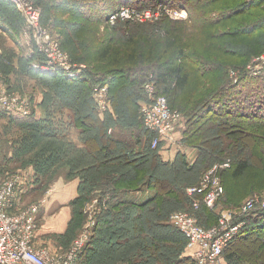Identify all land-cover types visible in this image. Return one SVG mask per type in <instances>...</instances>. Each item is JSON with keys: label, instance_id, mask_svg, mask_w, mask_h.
I'll return each mask as SVG.
<instances>
[{"label": "rangeland", "instance_id": "rangeland-1", "mask_svg": "<svg viewBox=\"0 0 264 264\" xmlns=\"http://www.w3.org/2000/svg\"><path fill=\"white\" fill-rule=\"evenodd\" d=\"M64 1L66 0H38L37 2L42 9V16L44 9L50 18L55 15V18H58L57 21L62 20V24L67 20H77L82 25L79 24L76 29L71 30L63 25L52 23L51 19L43 21L44 24L41 21V24L51 28L56 36L53 38L56 39L60 49L71 63L85 68L83 77L89 76L88 70L96 68L95 57L100 54L99 51L110 48L113 53H121L129 39H132L139 47H145V42L149 41L154 45V53L161 52L163 49L162 39L168 35L185 44L187 49L182 56L185 59L184 62L180 57L174 59L175 55L171 52L168 53L169 56L164 61L166 63L174 59L176 61L173 62V65L184 63L189 73L186 90L178 95L173 93L161 96L166 100L168 113L172 115V118L175 116V120L178 119L179 127L188 114L178 103L179 99L183 100V105L186 95L204 97V93L210 86L203 84L205 81L211 82L213 76L216 77L214 83L218 85L227 81L233 83V78H236L237 81L240 78V82L246 81L247 84L242 83V86L244 84L243 91H245L241 97L243 100L249 101L250 98L248 100L245 94L252 91L257 93L253 100L256 98L258 101V97L264 99V74L253 75L247 69L255 58L264 54V0H202L195 4L198 6L195 7V10L181 6L182 0H169L173 5H180V7L172 6L165 0H142L140 2L146 7L139 9L145 10L158 4H161L164 9L154 14H138L124 19L117 18L113 23L105 20L99 24L89 21L84 23L81 18L75 17L74 14L65 10L68 6L60 7L59 10L54 7L56 2ZM123 6L136 8L134 3ZM176 10L185 12L179 13ZM230 10L234 13L226 17L231 13ZM0 15L3 16V21L7 22L3 11L0 12ZM120 21L133 23L132 28L125 34L114 30V26ZM196 22L197 25H194ZM21 23L22 19L16 33L14 30L11 32L0 28V89L4 90L6 94H17L20 102L31 110L35 119L42 122L35 129L36 127L33 126L19 125L8 118L0 120V180L10 179L16 174L25 179L22 180L21 186L16 191L14 212L30 205H38L34 220V243L36 246L45 248L52 260L58 261L61 257L66 259L75 243H82L84 246L78 253V264H186L185 261L180 262V260H183V257L184 259L188 258V254L192 251L189 241L184 238L178 241L174 239L173 235L170 237L168 233L158 232L159 237L150 236L147 232L159 230H155V227L151 225H145L146 219L143 216L146 214L143 211L154 206L155 209H158V213L162 214L160 219L153 221V224L167 220L170 222L171 216L174 214L191 217V226L207 232L218 228L219 220L226 213L233 216L232 221L239 220L240 212L249 199H255L257 201L256 209L260 208L261 202L264 201V154L262 153L264 144L259 147L255 139L258 135H264L263 129L254 137H242V150L237 157L240 156V160L247 161L248 167L237 179L228 175L237 163L234 162L235 146L229 148L231 140H224L221 136L218 137L219 139L213 137L210 140L206 145V154L212 152L209 149H216L220 145L221 148L225 147L222 151L226 156L218 159L215 158L216 156L213 157V165L207 167L202 175L199 172L197 177L198 173L189 175L179 168H175L173 169L177 176L175 178L177 182H175L172 173H170L172 169L162 170L152 159L146 160L142 167L136 168V174L132 177L117 176L114 171L116 165L131 167L132 164L126 166L119 160L109 165H102L93 156L94 151H103L106 145L103 140L104 131L102 127L98 126V128L94 125L93 117L88 110H84L83 102L78 104L81 108L79 109L80 114L76 115L75 111L73 114L75 107L72 100L67 103L68 105L61 106L56 96L50 95L48 81L34 78L23 71L20 59L27 56V49L21 32ZM129 35L131 36L127 37ZM100 67L99 65L98 68ZM102 67L106 70V67ZM117 71L110 73L117 79L118 85L111 86L109 82H96L92 86H101L97 91V97L104 100L105 111L101 113L97 111L105 115V119L109 122L107 136H112L114 130L122 137L125 134L124 138L127 139L128 137L133 138L129 135L138 137L141 135V142H137L143 145L145 141H149V138L142 141L143 135L152 132L144 126L141 109L129 101V94L132 96L135 92L133 85L132 88L129 87V80L124 71L119 70V73ZM151 75L152 80L155 81L154 74ZM150 77L146 75L144 83ZM199 81L202 82L199 83ZM79 87L82 89V86ZM235 87L232 88L235 90ZM80 92L78 91V93ZM90 94L93 95L92 91ZM260 103L261 109H257L259 116L264 111V100ZM245 105L243 106L245 107ZM84 113L85 115H83ZM210 114L219 116L220 112L215 110L209 112ZM2 115L0 113V118ZM75 115L76 123L73 121ZM202 116L205 115L202 113ZM133 122L136 125H133ZM77 129L82 132L78 134ZM237 136L235 134V137ZM156 138L157 136L151 139V147H153L152 141ZM175 145H182L180 139L175 142ZM94 148L96 149L94 150ZM112 152L111 157H118L116 152L113 150ZM213 167L216 169L211 172ZM133 169L131 167L126 170ZM33 171L39 176L36 177L33 174L30 177ZM224 171L226 172L224 173ZM88 176H90L88 183H83V177ZM116 176L118 181L116 182L117 187L114 188L110 183ZM165 179L171 182V185L170 183L166 184ZM33 180L35 183L32 184ZM77 181L80 183L77 190H58V187H62L61 185L69 186L72 182ZM30 184L34 186L38 184V188L35 190ZM136 184L137 187H135ZM170 188L173 191L185 190L186 194L188 189H197L195 194L190 195L197 205L189 203L188 194L178 195L169 190ZM216 188H220L221 192L212 205L214 210L213 212L206 211V213L201 207H208L203 203V200L206 193L214 191ZM166 190L170 192L167 193ZM140 191H146L145 193L151 195L147 196L143 202L132 201L134 193ZM70 193H74L76 202L82 203L80 208L72 207V203L68 206H56L60 198L68 199ZM114 194H118L119 200L125 199L139 205L158 196L153 203L145 208L140 210L135 208L128 210L127 208L125 212L122 208H126V206L117 205L114 207ZM142 197H145L144 194ZM47 204L49 205L47 206ZM120 211L124 222L118 223L116 213L119 214ZM113 214L114 217L111 220ZM137 214L139 216L131 217ZM153 216L156 217V215ZM136 218L138 221L133 222V219ZM66 219L69 220L66 221ZM149 220L151 219L149 218ZM93 234H96L95 238L91 239ZM85 235H88L87 242L84 240ZM115 241L116 243H114ZM177 248L181 250L180 254ZM242 261L237 260L233 263L242 264ZM224 264H228V262Z\"/></svg>", "mask_w": 264, "mask_h": 264}, {"label": "trees", "instance_id": "trees-1", "mask_svg": "<svg viewBox=\"0 0 264 264\" xmlns=\"http://www.w3.org/2000/svg\"><path fill=\"white\" fill-rule=\"evenodd\" d=\"M140 1L142 0H66L61 3L56 2L54 4V7L57 10H59L60 7L68 6V8L65 10H68L70 13L74 14L75 17L81 18L82 20L81 19L80 20L83 21L84 23H86V21H89L92 23L99 24V23H103V21L105 20L107 21V18L112 13L120 9L123 5L134 3V5H136V8L138 9L145 8L146 6ZM165 1H167L172 6L180 7V5H175V4L173 5L172 2L169 0H165ZM199 1L202 0H182L181 6H184L187 9L192 8V10L193 9L195 10L196 9L195 7H198L195 6V4ZM0 8H1L0 12L3 11L7 18V22L5 20L3 21V16L0 15V28L2 30H9L11 32L14 30V33H16L19 29V24L21 21L19 14L15 11L13 7H11L8 3L2 0H0ZM45 11L46 10L43 9L42 23L47 19H51L52 23H56V25H60V26L63 25L65 28L68 29L71 28V30L76 29V27L79 24H81L77 20H67L65 23L62 24V20L57 21L58 18H55V15H52L50 18ZM233 13L234 11H231V13L227 14L226 17L231 16ZM132 25L133 23H129L128 21L124 23L120 21L118 22V24L114 26V30H116V32L125 34L126 31L128 32L130 28H132ZM194 25H197V22ZM130 36L131 35L127 37ZM162 42H163L162 43L163 49L161 50L160 53H154V48H153L154 45H152L149 41L145 42V47H139L136 45V43L132 41V39H129L128 44L123 46L122 48L123 50L121 53H113L110 48H106L103 51H99L100 54L97 57H95L96 68L92 70H88L89 76H84V77L81 76L76 79H68L64 76H61L62 74H58V73H41L38 70L32 68L30 63L32 59L29 58L28 56L21 57L20 61L23 66V71L26 72V74L28 75H32L34 78L38 76L39 79L41 78L42 80H46V77L59 76L60 78L65 80V81L62 80V82L58 83L57 85L58 86L62 85V87L68 88L69 91L73 93L76 99L81 100V103L83 102L85 107L84 110H88V112L91 115L93 114L92 121L94 125L98 127V122L96 119L95 112L97 114L99 113L97 111V108L95 107V104L92 99V95L90 93L93 88L92 86L96 84V82L98 83L109 82V85L111 86L118 85L119 82L110 73L112 71L118 70L117 72L119 73L120 72L119 70H122L124 71V74L126 78H128V80L139 83V85L136 87V90L138 88L139 90L133 93V96H135V98H133V96L129 94L130 96L129 101H131V104L134 102L133 100L135 101L138 100V104H139L138 108H140V106L147 101V97L143 91V84L146 75L149 76L152 73L154 74L156 95L158 96H164V95L166 96V94L170 95L173 93L178 95L185 92L186 86L189 82V73L185 68L184 63L173 65V62L176 61L174 60L176 59V57H180L181 60H183L184 62L185 59L182 56L184 55V52L186 51L187 48L184 43H182L180 40H176V38L172 37L171 35H168L165 38H163ZM169 52L174 53L175 58L172 59V61L165 63L164 60L166 57L169 56L168 55ZM99 65L101 66L100 68H98ZM102 66L106 67V70H104ZM213 77L214 78L211 82L205 81V83L203 84L205 86H210V88L207 89V91L204 93L205 94L204 97L201 95L199 97H197L196 95L194 96L192 94H189L188 96L186 95L184 98L185 101L183 102V105H182L183 100L178 98L179 99L178 103L183 107V109L188 114L186 115V119L182 121L181 126L177 127V130L174 132L173 136L176 137V140L180 139L182 145L197 149L196 156L191 163L187 161L186 155H184L180 151H178L176 157L172 161H164L162 159L160 155L162 149L166 150V148L174 146V143L170 142L168 138L158 139L157 144L155 146L156 148L151 147V139H153V137H156V134L151 131L152 133L148 132V134H150L151 136L148 134H147L148 136L143 135L142 141H144V139L149 138V141H145L143 145L138 143L139 141L141 142V137H140L141 135L139 137L136 135H129L133 138L132 139L129 137L128 139L123 138L124 142L121 144L120 142H116L111 137L106 135L107 134L106 131L108 129L107 126H105V128L103 129L104 131L103 140H105L106 142V145L103 149L105 150V156L109 157L110 159L109 161H106L104 159L105 157L102 158L98 157L97 151L93 152V156L102 165H109L111 163L118 162L119 160L125 163L126 166L132 164L131 167L134 168L133 170H126L127 168L129 169L131 167L120 166V164L116 165L114 171L117 174V176L122 175L121 176L122 178L132 177L134 174H136L135 172L136 168L142 167L143 164L146 163V160L152 159L162 170L172 169L170 173H172V177L174 178L173 180L177 182L175 179L177 178V176L175 175L173 169L179 168V170L189 175L198 173L196 175L197 177L199 175V172L202 175V173L206 171L207 167L213 165L212 163L213 157L216 156L215 158L218 159L219 157L226 156V154H224L222 151L225 149V147L221 148L220 145L216 147V149H213L214 154H213V150L211 149L209 150L212 152L210 154H206V149H207L206 145L210 142V140L213 137L218 138L219 136H221L222 138H224V140L226 139L231 140L230 141L231 145H229V148L235 146L234 148L236 153H234L235 154L234 162L237 163L235 164L234 168L230 170L231 172H229L228 175L231 178H235V179L240 178V176L243 175V173L246 171L248 167L247 161L240 160V156L237 157V155L240 154V151L242 150L241 139L243 136L254 137L255 134L260 133L262 129L264 130V111L263 114H260L261 116H259L258 114L259 112L257 110L258 108L261 107L260 102H263L264 99L258 97V101H256V98L253 100L254 95H256L257 93H254L252 91L249 92V94H245L246 98H248V100L250 98V100L249 101L243 100V98L241 97H243L244 94L243 92L245 91H243L244 84L242 86V83L243 82L246 83V81L240 82V78L236 83L227 81L226 83L222 82L220 83L221 85H218L214 83L216 77L215 76ZM202 81H199V83ZM75 82L84 83L86 85L83 87L84 90L81 93H78L79 89L76 85L68 84ZM233 86H236L235 90L232 88ZM207 103L208 106H206ZM244 104H246L245 107L243 106ZM247 109H249V111H247ZM215 110L217 112L218 111L220 112L219 116L216 115L212 116V114L209 115V112H214ZM202 113L205 116H202ZM3 116L5 117L3 118ZM7 118L24 127H32V126L36 127L35 129H37V127H39L40 122H42L38 119H33L32 113L29 116V118H24V119L3 114L0 120H4ZM73 121H75L76 123V120ZM132 124L136 125L134 122ZM241 133L242 135H240ZM235 134H237L238 136L235 137ZM124 136L125 134L123 135V137ZM238 142L240 143L238 144ZM255 142L259 147H262V145L264 144V135L262 136L258 135L255 139ZM112 150L116 152L118 157H111V154L113 153ZM262 153L264 154V149H262ZM203 169L205 170L202 171ZM226 171H224V173ZM35 175L36 177L39 176L37 173ZM117 176L115 179L111 181L112 183H110V185L113 186L114 188L117 187L116 184V182L118 181ZM89 177L90 176L83 177L82 182L87 184L88 179H90ZM165 180H166V184L170 183L171 185V182L167 181V179ZM38 184L35 190L38 188ZM137 186L138 185L136 184L135 187ZM158 187L159 186L157 185V189ZM169 190L173 191V189L171 188ZM169 190L168 191L166 190L167 193L170 192ZM174 192L177 193L178 195L186 194L185 190H177V191H173V193ZM117 196L118 194H114V198H115L114 207H116L117 205L126 206V208L125 207L122 208L123 211L126 212L127 208L128 210H130L131 208L140 210L142 208L149 206L157 199L158 195L140 205L128 202L125 199L119 200ZM188 199H189V203L194 202V198L188 196ZM166 200L168 201L167 198ZM185 202L187 201L185 200ZM81 205H82L81 202L79 201L76 202V200L74 199L71 206L80 208ZM134 205H138V206H134ZM201 207L204 212L206 211L213 212L214 210V208H211L209 210V208L206 206H201ZM146 212L149 213L147 214ZM143 213L146 214L143 216V218L145 217L144 219H146L145 225L146 226L151 225L155 227V230H159V231H153L151 233L147 232L148 234H150V236L159 237L160 235L159 233L162 234L168 233L170 237L171 235H173L174 239L178 241H180L183 238L186 239L185 236L177 228H175L168 220L166 222L164 221L160 223L155 222L156 224H153L154 220L160 219L162 217V214L158 213V209H155L154 206H152L151 209H148L147 211H143ZM116 215L118 216V223L124 222L123 216H121L122 215L121 211L119 214L116 213ZM153 215H156V217H154ZM137 216L139 215L137 214L131 217L134 218ZM113 217L114 214L112 216V219L111 218L110 219L113 220ZM149 218L151 220H149ZM137 221H138L137 218L133 219V222H137ZM244 221H245V225L242 228L240 234L224 248L222 253V261L224 263L228 262V264H234L233 262H236L237 260L240 261L243 260L242 264H264V255H261L264 253V214L249 215L244 219ZM95 235L93 234L91 239L95 238L94 237ZM110 242L112 241L110 240ZM114 243H116V241ZM177 249L179 250V254H180L181 250L179 248ZM81 256L82 254L80 255V257ZM256 257H258L259 259H257ZM184 261L186 262V264H196L191 253L188 254V258L186 257V259H184L183 257V260L182 259L180 260V262H184Z\"/></svg>", "mask_w": 264, "mask_h": 264}, {"label": "built area", "instance_id": "built-area-1", "mask_svg": "<svg viewBox=\"0 0 264 264\" xmlns=\"http://www.w3.org/2000/svg\"><path fill=\"white\" fill-rule=\"evenodd\" d=\"M2 1L13 7L22 19L21 32L25 39L27 56L32 59V68L41 73L62 74L68 79H76L83 75L85 68L71 63L60 49L56 39L53 38L55 35L51 28L41 24L42 9L37 4L38 0ZM163 9L161 4L150 6L145 10L122 6L107 18V22L113 23L117 18H131L138 14H154ZM176 12L184 13L185 11L176 10ZM247 69L253 75L264 74V54L255 58ZM149 76H151L150 79L143 85L147 101L140 106V109L144 117V126L157 136L152 141V145L155 147L158 139L169 138L174 134L179 121L168 113L166 100L156 95L155 81L152 80L151 74ZM233 82L236 83L237 79L233 78ZM100 87L95 85L92 88V99L95 107L101 113L105 110L104 100L97 97ZM0 113L24 119L29 118L32 112L20 102L17 94H6L4 90L0 89ZM215 169L216 167H213L211 172ZM22 180L24 178L18 174L13 175L10 179L0 180V264H78V253L84 246L82 243H75L67 258L61 257L58 261L52 260L45 248L34 247L33 230L38 205H30L18 212H12L16 191L21 186ZM200 188L201 185L198 189L200 190ZM196 191L195 188L188 189L187 194L190 196ZM220 192V188L209 191L206 193L203 203L212 208L214 200ZM193 203L197 205V202ZM256 205L255 199H249L240 212L239 220L232 221L233 216L226 213L219 220L218 228L207 232L191 226V217L174 214L171 216L170 223L189 241L192 257L197 264H224L222 261L223 250L240 234L245 225L244 219L249 215L264 214V201L261 202L258 210ZM87 238L88 235H85L84 240L86 241Z\"/></svg>", "mask_w": 264, "mask_h": 264}, {"label": "crops", "instance_id": "crops-1", "mask_svg": "<svg viewBox=\"0 0 264 264\" xmlns=\"http://www.w3.org/2000/svg\"><path fill=\"white\" fill-rule=\"evenodd\" d=\"M38 77V76H37ZM40 77H42V76H40ZM39 78V77H38ZM41 79V78H40ZM46 80L49 82V86H48V90H49V92H50V95L53 97V94L56 96V98H57V100H58V102H59V104H61V106H66V105H68L67 103L70 101V100H72V103H73V105H74V107H75V109L73 110V114H75V112H76V115L80 112V106L78 105V104H80V102H81V100H78V99H76L75 98V96L73 95V93L71 92V91H69V89L68 88H64V87H62V85L61 86H58L57 84L58 83H61L62 82V78H60L59 76L57 77V76H55V77H46ZM63 81H65V80H63ZM68 84H71V85H76L77 87H78V89H79V91H83L84 90V86H86L84 83H80V82H75V83H68ZM67 84V85H68ZM70 85V86H71ZM132 85H134L133 86V89H134V91H138L139 90V88L136 90V87L139 85V83H136L135 81L134 82H132V81H130L129 80V87L130 88H132ZM79 86H82V89L79 87ZM128 87V86H127ZM128 87V88H129ZM126 89V88H125ZM80 92V93H81ZM71 93H72V96H71ZM133 96V95H132ZM137 97V96H136ZM133 98H135V96H133ZM139 99V98H138ZM134 102L132 103L135 107H137L138 108V100H133ZM75 111V112H74ZM89 111H90V109H89ZM80 114V113H79ZM76 115H75V117H74V119L73 120H76ZM83 115H85V113L83 114ZM93 115V114H92ZM95 115H96V119H97V122H98V126H100V127H102V129H104L105 128V126H107V128H109V122L105 119V115H102V114H97L96 112H95ZM32 117H33V119H35V116L33 115V113H32ZM75 122V121H74ZM76 132L78 133V134H80L82 131L80 130V129H77L76 130ZM124 135V134H123ZM113 140H115L116 142H120L121 144L124 142V140H123V138L124 137H122V135L121 134H116L115 133V130H114V132H113V134H112V136H110ZM117 140H116V139ZM168 140L170 141V142H172V143H174V146L173 147H169V148H166V150H164V149H162V151L160 152V155H161V157H162V159L164 160V161H172L175 157H176V155H177V153H178V151H180V152H182L184 155H186V158H187V161L189 162V163H191L193 160H194V158H195V156H196V152H197V149L196 148H193V147H189V146H184V145H177V146H175V142L177 141L176 140V137H174L173 135L172 136H170L169 138H168ZM83 144H84V141H83ZM85 147H86V145H85ZM164 148V147H163ZM96 149V148H95ZM97 156L98 157H100V158H102V157H105L104 159L106 160V161H109V157H107V156H105V150L103 149V151H100V150H97ZM33 174H36V172H34L33 171V173L30 175V177H32L33 176ZM25 180V179H24ZM34 181V180H33ZM33 183H35V181L34 182H32V184ZM27 184V183H26ZM32 184H30V186H33L34 188H36L37 187V185H32ZM79 185H80V183L77 181V182H72V184H70L69 186H66V185H61L62 187H58V190H68V189H71V190H77L78 188H79ZM61 193H63L64 191H60ZM146 192V191H145ZM145 192H143V191H140V192H136V193H134V197H132L131 198V200L132 201H134V202H143V201H145L146 199H147V196L149 197L151 194L150 193H145ZM73 194L74 193H70V194H68V195H70V197L68 198V199H59V202L57 203V205L56 206H68V205H70L72 202H73V199H74V196H73ZM143 194H144V196L145 197H142L143 196ZM15 199H16V197H15ZM130 200V199H129ZM15 202H16V200H15ZM49 204H47V206H48ZM15 207H16V205H15V203H14V206H13V209H12V212H14L15 211ZM47 208V207H46ZM70 218V217H69ZM69 219H66V221H68ZM34 247L35 248H41V247H39V246H36V243H34Z\"/></svg>", "mask_w": 264, "mask_h": 264}]
</instances>
